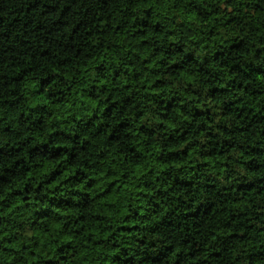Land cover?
Segmentation results:
<instances>
[{
  "label": "trees",
  "instance_id": "trees-1",
  "mask_svg": "<svg viewBox=\"0 0 264 264\" xmlns=\"http://www.w3.org/2000/svg\"><path fill=\"white\" fill-rule=\"evenodd\" d=\"M0 264H264V0H0Z\"/></svg>",
  "mask_w": 264,
  "mask_h": 264
}]
</instances>
